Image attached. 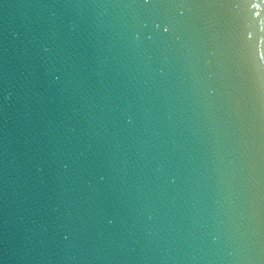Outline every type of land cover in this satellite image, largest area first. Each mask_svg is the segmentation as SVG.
Instances as JSON below:
<instances>
[{
	"label": "water",
	"instance_id": "95a60500",
	"mask_svg": "<svg viewBox=\"0 0 264 264\" xmlns=\"http://www.w3.org/2000/svg\"><path fill=\"white\" fill-rule=\"evenodd\" d=\"M0 264H264V0H0Z\"/></svg>",
	"mask_w": 264,
	"mask_h": 264
}]
</instances>
